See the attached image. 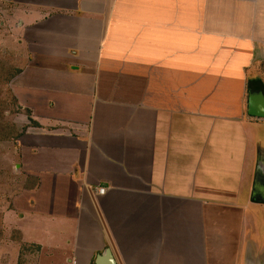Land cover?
Wrapping results in <instances>:
<instances>
[{
  "label": "crops",
  "instance_id": "0c3cea01",
  "mask_svg": "<svg viewBox=\"0 0 264 264\" xmlns=\"http://www.w3.org/2000/svg\"><path fill=\"white\" fill-rule=\"evenodd\" d=\"M9 1L54 12L28 21L11 83L28 158L12 200L62 226L42 263L245 264L247 212L264 205V118L249 114L264 0ZM19 235L39 251L20 263H41Z\"/></svg>",
  "mask_w": 264,
  "mask_h": 264
},
{
  "label": "rangeland",
  "instance_id": "374dc122",
  "mask_svg": "<svg viewBox=\"0 0 264 264\" xmlns=\"http://www.w3.org/2000/svg\"><path fill=\"white\" fill-rule=\"evenodd\" d=\"M14 6L13 1L0 0V48L10 49L13 54L18 56L16 61L25 63L27 57L29 58L30 56V47L26 41L28 21L33 19V26H37L36 22L38 19H41L42 15L50 16L54 12L39 11L37 9L27 14L31 7L23 5ZM38 27L42 26L38 25ZM67 27L75 26L70 24ZM12 80L9 83L10 87ZM18 115L15 116L14 120H16ZM16 124L21 132L22 130H26L22 129L25 124ZM258 133L262 148L264 149V129H259ZM16 142L17 140L0 142V227L2 228L0 233L2 237L4 233L6 235L5 241H1L0 243V264H21L20 259L25 250L27 249L28 253L30 248L32 252L35 248L31 244H21L15 231L23 233L25 243L26 241L31 242L34 239L39 241L38 249L41 246L44 250L40 254L39 259L41 263L39 262V264H43L42 261L48 260L46 254L49 253V250H52L48 249V247H52L58 241L63 244L61 238L58 236L62 226L59 224L57 217H46L34 211L33 201H30L31 195L24 193L25 199L21 197V200L17 204H15V200H12L14 194H18V190L22 187V173L28 167L27 157H23L20 160L21 153L17 150L18 146ZM24 151L28 150L25 149ZM24 158L27 159V162ZM20 164L22 169L19 167ZM30 206L33 207V210L29 208ZM247 220L252 230L253 239L262 244L264 242V205H252L247 212ZM9 240H14V242L12 243ZM35 250L39 252L36 248ZM36 254L33 256V260L30 261V264H38ZM52 262L57 263L56 260H52ZM52 262H48L47 264H53Z\"/></svg>",
  "mask_w": 264,
  "mask_h": 264
},
{
  "label": "trees",
  "instance_id": "16d2710c",
  "mask_svg": "<svg viewBox=\"0 0 264 264\" xmlns=\"http://www.w3.org/2000/svg\"><path fill=\"white\" fill-rule=\"evenodd\" d=\"M17 59L18 56L10 49L0 48V142L15 141L23 132L18 129L14 118L24 111L9 85L21 71V64ZM22 129H25V126ZM1 229L0 227V232ZM15 233L21 242V236L18 232Z\"/></svg>",
  "mask_w": 264,
  "mask_h": 264
},
{
  "label": "water",
  "instance_id": "95a60500",
  "mask_svg": "<svg viewBox=\"0 0 264 264\" xmlns=\"http://www.w3.org/2000/svg\"><path fill=\"white\" fill-rule=\"evenodd\" d=\"M249 114L264 118L263 92L251 93L249 96ZM252 199L264 203V159H259L252 189ZM245 264H264V246L254 241L250 236L246 240Z\"/></svg>",
  "mask_w": 264,
  "mask_h": 264
},
{
  "label": "built area",
  "instance_id": "2783aa9c",
  "mask_svg": "<svg viewBox=\"0 0 264 264\" xmlns=\"http://www.w3.org/2000/svg\"><path fill=\"white\" fill-rule=\"evenodd\" d=\"M95 191L97 194H104L106 191V187H104V186L95 187Z\"/></svg>",
  "mask_w": 264,
  "mask_h": 264
}]
</instances>
